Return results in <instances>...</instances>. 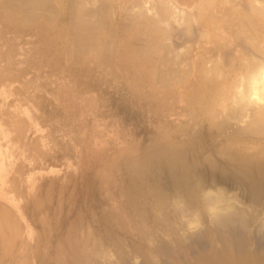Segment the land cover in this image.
Masks as SVG:
<instances>
[{
	"label": "rangeland",
	"instance_id": "374dc122",
	"mask_svg": "<svg viewBox=\"0 0 264 264\" xmlns=\"http://www.w3.org/2000/svg\"><path fill=\"white\" fill-rule=\"evenodd\" d=\"M207 1L0 0V264H264V0Z\"/></svg>",
	"mask_w": 264,
	"mask_h": 264
},
{
	"label": "bare ground",
	"instance_id": "6f19581e",
	"mask_svg": "<svg viewBox=\"0 0 264 264\" xmlns=\"http://www.w3.org/2000/svg\"><path fill=\"white\" fill-rule=\"evenodd\" d=\"M44 1H46V0H30V4L29 5H31V6H29L28 7V9L29 8H31V17H35V16H37L38 15V10L40 11H43L42 9H43V7H46V5H44V6H41L42 7V9H39V8H41L40 7V5L42 4V2L45 4V2ZM71 1H74V0H71ZM103 1V0H102ZM105 1V0H104ZM207 1V0H206ZM10 2V1H9ZM24 3H26L27 4V1L25 2V1H23ZM111 2V1H110ZM165 2H166V0H165ZM104 3V2H103ZM161 3V2H160ZM206 3H208V4H211V3H209L208 1L206 2ZM11 4V3H10ZM28 5V4H27ZM74 5V4H73ZM95 6H96V4H94ZM98 5V4H97ZM160 5L158 4V7H159ZM162 7V6H161ZM168 7V6H167ZM35 8H38V10H36ZM69 8H71V7H69ZM129 8V7H128ZM160 8V7H159ZM158 8V11L160 10ZM255 8V7H254ZM53 9H55V8H53ZM127 9V8H126ZM125 9V10H126ZM199 9H201L202 10V7H199ZM37 11V13H35L36 11ZM45 10V9H44ZM72 10V9H71ZM163 10V9H162ZM253 10V9H252ZM259 10V9H258ZM262 9H260L259 11H261ZM41 11H40V14H42L41 13ZM91 11V10H90ZM90 11H88V13H86V12H84V11H82L83 13H85L84 15L85 16H87L86 14H90L91 12ZM157 11V12H158ZM53 12H56V10H54ZM90 12V13H89ZM94 12V11H93ZM128 12H130V11H128ZM134 12V11H133ZM160 12V11H159ZM126 13V12H125ZM167 13V12H166ZM165 13V14H166ZM186 13V12H185ZM37 14V15H36ZM162 14V13H161ZM53 15V14H52ZM51 15V16H52ZM74 15V14H73ZM83 15V14H82ZM128 15H130V14H128ZM132 15V14H131ZM134 15V14H133ZM132 15V16H133ZM157 15V14H156ZM188 15H189V13H188ZM188 15H186V17L188 16ZM255 15H256V18H258L259 20H261V21H259L258 23L260 24V22L261 23H264V13H263V11H261V12H256L255 13ZM53 16H55V15H53ZM71 16V15H70ZM78 16V15H77ZM84 16V17H85ZM141 18H142V13H141ZM140 16L138 17L137 15H136V18L135 19H137V20H139V18H140ZM145 16V15H144ZM143 16V17H144ZM164 16V15H163ZM162 16V17H163ZM37 17H39V16H37ZM48 17V19L49 20H51L50 19V17L49 16H47ZM71 17H73L74 19H75V17L74 16H71ZM81 17V18H83V21H82V19H81V21L79 22V20L78 21H75L74 19H72V20H74V21H72L71 19H68V20H71V22H72V27L73 28H71V29H73V31L71 32V33H68V35H70L75 41H77V42H79V43H81V45L82 44H84V42L86 41V39H92V40H89V41H93V39L94 40H96L97 41V39H98V37L97 38H94V36H91V37H89L88 35H92V33H93V31H92V33L90 32V30H88V32H87V26L85 25V24H87L86 22H87V18L85 17ZM87 17H89V16H87ZM91 18H93L92 17V14H91V16H90ZM89 17V18H90ZM97 17V16H96ZM133 17H135V15L133 16ZM146 17V16H145ZM144 17V19H146ZM165 17V16H164ZM185 17V18H186ZM190 17V16H189ZM36 18V17H35ZM70 18V17H69ZM157 18V17H156ZM161 18V17H160ZM47 19V20H48ZM85 19H87V20H85ZM99 19V18H98ZM134 19V20H135ZM143 19V18H142ZM198 19V18H197ZM44 20H46V16H45V18H44ZM46 20V21H47ZM93 20V19H92ZM92 20H90V21H92ZM100 20H101V18H100ZM99 20V22H101ZM132 20V19H131ZM137 20H135V21H137ZM152 20V19H151ZM52 21V20H51ZM89 20H88V22H90ZM140 21V20H139ZM154 21V20H153ZM49 22V21H48ZM70 22V21H69ZM76 22H78V23H76ZM95 22V23H94ZM94 22H92V24L94 25V24H97V26H98V22L97 21H95L94 20ZM130 22V21H129ZM164 22V21H163ZM76 23V25H74V24ZM85 23V24H84ZM155 23H157V22H155ZM91 24V25H92ZM99 24H101V23H99ZM138 24V23H137ZM152 24V23H151ZM181 24V23H180ZM70 25V24H69ZM68 25V26H69ZM93 25H92V28H93ZM134 25V24H133ZM140 25V24H139ZM153 25H154V23H153ZM261 25V24H260ZM71 26V25H70ZM156 26H159V24H156V25H154V27L156 28ZM184 26V25H183ZM264 26V24H262L261 25V27H263ZM141 27V26H140ZM150 27H152V26H149V28H148V30L150 29V30H152V28H150ZM185 27V26H184ZM154 28V29H155ZM158 28H160V26L158 27ZM187 28V27H186ZM85 29H86V32H87V34H86V32H85ZM92 30V29H91ZM141 30V29H140ZM139 29H136V27H134V28H132V30H129L128 32H127V35H125L124 36V38L122 39V40H124V44L123 43H121L122 45L121 46H123V45H127V42H126V40L127 39H131V37L132 36H135V35H143L144 33H145V30H144V28L140 31ZM165 30V29H164ZM156 31V30H155ZM158 31V30H157ZM157 31H156V34H157ZM150 32V31H149ZM151 33H153L152 31H151ZM164 33V32H163ZM86 34V35H85ZM201 34V33H200ZM206 34V33H205ZM205 34H202L201 36H203V38L205 37L204 35ZM93 35H95V34H93ZM101 35V34H100ZM164 35H166L165 33H164ZM163 35V36H164ZM151 37V39H152V42H153V40L156 38L155 37V35H150ZM162 36V35H161ZM186 36V35H185ZM157 37H158V35H157ZM100 38V37H99ZM201 38V37H200ZM149 39V38H148ZM165 39V38H164ZM202 39V38H201ZM110 40V39H109ZM138 40V39H137ZM74 41V42H75ZM156 41V40H155ZM118 42V41H117ZM121 42V41H120ZM139 42V41H138ZM86 43V42H85ZM108 43V42H107ZM106 43V44H107ZM109 43H111L112 44V42L110 41ZM146 43V42H145ZM98 44V43H97ZM110 44V45H111ZM147 44V43H146ZM80 45V46H81ZM109 45V46H110ZM108 46V47H109ZM129 46V45H128ZM127 46V47H128ZM137 46V45H136ZM68 47V46H67ZM105 47H107V45L105 46ZM104 47V48H105ZM108 47L107 48H105V49H108ZM111 47H112V45H111ZM149 47V49H150V45L148 46ZM147 47V48H148ZM159 47V46H158ZM113 49H115L114 47H112ZM140 48V47H139ZM146 48V47H145ZM145 48H143V49H145ZM146 48V49H147ZM86 49H87V47H85V48H83V49H81V47H80V50H84V52H86ZM88 49H90L89 47H88ZM112 49V50H113ZM136 49H138V48H136ZM162 49V48H161ZM75 50L79 53V51L80 50H78V48L76 49L75 48ZM139 51H141L142 49H138ZM172 50H174V49H172ZM108 51V52H107ZM110 51H111V49H110ZM115 51V50H114ZM143 52H142V54H141V52H138V53H140L139 55H143V53H144V50H142ZM164 51V50H163ZM75 52V51H74ZM82 52V54H83V51H81ZM80 52V53H81ZM106 52H107V54H109V49L108 50H106ZM148 52H149V50H148ZM152 52V51H151ZM151 52H150V54H151ZM175 52V51H174ZM183 52V51H182ZM185 52V51H184ZM88 52H86V54H87ZM153 53V52H152ZM82 54H80V55H82ZM103 54H104V52H103ZM75 55H77V54H75ZM79 55V54H78ZM79 55V56H80ZM145 55V54H144ZM142 56L143 58H146L145 56H147V54L145 55V56ZM162 55V54H161ZM182 55H185L184 53L182 54ZM140 56V57H141ZM150 56V55H149ZM168 56V55H167ZM166 56V57H167ZM76 57V56H75ZM81 57V56H80ZM164 57H165V55H164ZM164 57H161L162 59H164ZM169 57V56H168ZM168 57H167V59H168ZM108 58V57H107ZM186 58H188V56L186 57ZM189 59V58H188ZM103 60H104V58H103ZM106 60H108V59H106ZM166 60V59H165ZM164 60V61H165ZM105 61V60H104ZM109 61V60H108ZM108 61H105V62H107L106 64H108V63H110V61L108 62ZM126 61H130V63H138V62H136V59L135 58H131V57H127L126 58ZM166 61H169V59L168 60H166ZM172 62H174V61H172ZM171 62V63H172ZM220 62V61H219ZM149 63H153L151 60H145V62H143V63H140V64H142V65H140V67H138L136 70V72L135 73H137V75L135 74H132V76H133V79H134V81L136 82L135 84L136 85H139L140 83H141V80H142V77L144 76L146 79H148V77H151V71H154V68H153V70H152V68H151V66L150 65H148ZM161 63H163L162 61H161ZM258 63V62H257ZM144 64V65H143ZM147 64V65H146ZM165 64V63H164ZM187 64H189V63H187ZM212 64H214V63H212ZM215 64H216V62H215ZM218 64V63H217ZM159 65H160V63H159ZM168 65H171V64H168ZM207 65V64H206ZM219 65V64H218ZM252 65H255L254 67H252V66H249V68H247V71H246V73L244 74V83H245V86H244V90H243V93H245V94H243L244 96H246V92H247V94L250 92V93H256L257 94V96L259 95V97H262V98H264V67H258L257 65L258 64H252ZM207 66H209V65H207ZM165 68H167V67H165ZM188 67H185V69H187ZM220 68V67H219ZM218 68V69H219ZM169 69V68H168ZM172 69V68H171ZM221 69V68H220ZM220 69H219V71H220ZM257 69V72L255 71ZM1 70V69H0ZM157 70H159V69H157ZM180 70V69H179ZM188 70H190V69H188ZM160 71V70H159ZM174 71V69H172V72ZM151 72V73H150ZM162 72H163V70H162ZM213 72V71H212ZM211 73V72H210ZM157 75V74H156ZM169 75H173V73L172 74H170L169 73ZM161 76H163V75H161ZM209 76V75H208ZM156 77V76H155ZM174 77H176V75L174 76ZM171 78V80L173 79V76H171L170 77ZM170 78H169V80H170ZM164 79H166V77H164ZM155 80V79H154ZM169 80H167V81H169ZM171 80H170V82H171ZM176 81V80H175ZM182 81V80H181ZM156 82V81H155ZM165 83L166 84H168V82H166L165 81ZM162 84H163V82H162ZM161 84V85H162ZM171 85L172 84H174V83H170ZM169 84V85H170ZM176 84V83H175ZM164 85V84H163ZM162 85V86H163ZM177 85V84H176ZM244 85V84H243ZM242 85V86H243ZM165 86V85H164ZM168 86V85H167ZM173 86V85H172ZM203 87V86H202ZM197 86H196V88H195V90H194V93H193V95L191 96V101L193 102V103H196V102H198V101H200V97H198V93H197ZM199 89V88H198ZM199 91H200V89H199ZM242 91V90H241ZM252 91V92H251ZM201 92V91H200ZM199 92V93H200ZM206 92V91H205ZM200 94H203V93H200ZM205 95H207V93L205 94ZM256 96V95H255ZM206 97V96H205ZM238 99H240V98H238ZM261 99V98H260ZM206 100V99H205ZM207 101V100H206ZM239 103V102H238ZM240 103H242V102H240ZM238 105V104H237ZM239 106H240V104H239ZM239 106H238V108H239ZM2 108H0V110H1ZM5 110V109H4ZM3 110V111H4ZM242 110V109H241ZM258 110H260V109H258ZM258 110H257V112H258ZM261 115H260V118L258 117L257 118V121L259 122V124L258 123H256L255 121H254V123L253 124H255V126H257L256 124H258V128H257V130L256 131H259V130H261V132H262V130H264L263 128H264V124H263V122L264 121H262V120H264V108L262 109L261 108V113H260ZM254 117V116H253ZM257 117V116H256ZM4 118V122L2 121V119ZM9 120V121H11V116H7V115H2L1 114V112H0V134L4 131V130H6V127H5V125L4 124H6V120ZM252 120V119H251ZM260 121L262 122V124H260ZM251 123H252V121H251ZM260 125H261V127H260ZM254 125H253V127H255ZM252 127V128H253ZM251 128V129H252ZM255 128V129H256ZM250 129V128H249ZM254 129V128H253ZM253 129H252V131H253ZM254 129V130H255ZM257 133V132H256ZM260 133V132H259ZM263 133V132H262ZM261 134V133H260ZM172 151V150H171ZM167 153V152H166ZM249 173V172H248ZM161 199V198H160ZM213 199V198H212ZM225 200V199H224ZM221 203V202H220ZM212 204V203H211ZM229 205V204H228ZM180 206V205H179ZM176 208V207H175ZM230 216V215H229ZM246 217V216H245ZM243 215H235V216H232V218L233 219H236V220H238V221H240V224H242V225H244V227L247 225V223L250 221V220H248L247 218H245ZM229 218V217H228ZM231 219V218H230ZM253 220V219H252ZM234 221V220H233ZM262 221V220H261ZM218 222V221H217ZM226 223V222H225ZM229 226V225H228ZM231 229V228H230ZM228 231V230H227ZM221 232V231H220ZM229 232V231H228ZM230 233H232V232H230ZM235 233V232H234ZM234 233H232V234H234ZM220 234V233H219ZM223 234V233H222ZM221 234V235H222ZM235 235H236V233H235ZM231 236V235H230ZM258 239V238H257ZM224 240V239H223ZM240 240H242V239H240ZM248 241V240H247ZM189 242V241H188ZM228 242V241H227ZM237 243H235V245H236ZM242 243L241 242H238V248H237V245H236V251H237V249H238V251H237V253H236V255H235V252H234V254H231V256H230V258L228 259V261H230V262H228L227 264H248V263H245V259H246V257H245V259H244V257H242L241 255L242 254H245L246 252H244V253H241L242 252V245H241ZM261 244H263V247H264V243H261ZM260 243H259V245H261ZM234 245V244H233ZM247 245V244H246ZM227 249H229L228 247H226ZM244 248V247H243ZM259 248V247H258ZM260 249V248H259ZM230 250V249H229ZM246 250V249H245ZM231 251V250H230ZM229 251V252H230ZM235 251V250H234ZM248 253V252H247ZM220 254V253H219ZM225 257V256H224ZM248 259V258H247ZM252 260V259H251ZM221 261V260H220ZM255 261V260H254ZM253 261V262H254ZM247 262V261H246ZM263 262V261H262ZM251 264H253V263H251ZM256 264H258V263H256Z\"/></svg>",
	"mask_w": 264,
	"mask_h": 264
},
{
	"label": "crops",
	"instance_id": "0c3cea01",
	"mask_svg": "<svg viewBox=\"0 0 264 264\" xmlns=\"http://www.w3.org/2000/svg\"><path fill=\"white\" fill-rule=\"evenodd\" d=\"M255 16H256V15H255ZM251 18H252V17H251ZM259 21H261V20H259V19L256 18V17H255V18H252V19L247 18V22H249V24H251L252 22H255V23H256V22H259ZM249 24H248V25H249ZM250 27H251V26H250ZM260 29H263V28H260ZM260 29L258 30V28H256L255 30L258 31V34H257V35L260 36V37H262V35L264 36V31H263V30H260ZM243 32H245V31H241L242 34H243ZM255 35H256V34H255ZM262 38H263V37H262Z\"/></svg>",
	"mask_w": 264,
	"mask_h": 264
}]
</instances>
